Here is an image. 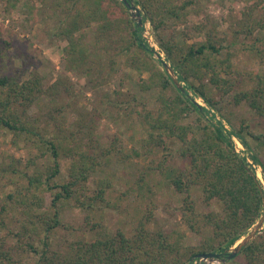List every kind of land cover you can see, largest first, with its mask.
<instances>
[{
	"label": "trees",
	"instance_id": "1",
	"mask_svg": "<svg viewBox=\"0 0 264 264\" xmlns=\"http://www.w3.org/2000/svg\"><path fill=\"white\" fill-rule=\"evenodd\" d=\"M83 1H87L88 9L75 14L69 9L56 19L53 27L54 32L57 31L67 40L64 47L67 60L87 64L90 55L87 48L78 43L74 33L91 22H99L91 44L95 50L92 54L95 61L87 69L95 68L94 72L111 69L116 60L124 56L126 65L139 74L149 72V76L141 78L138 85L142 91L157 90L156 110L147 106V100L139 99L134 94H129L125 100H115L111 105L120 107L121 103H126V108L133 102L127 114L131 120H138L145 129L147 136L141 141L149 150L162 148L169 153L167 142L177 141L176 152L188 160L189 166L174 169L162 164L159 169L163 178L179 192L188 193L191 186L198 185L204 201L215 199L221 211L200 214L189 199V193L184 197L181 216L188 228L199 234L209 230L198 245L186 242L183 232L168 233L158 226L149 228V215L142 216L130 234L121 229L111 230L103 222L86 219V227H89L94 238L88 241L83 237H69L74 227L59 218L63 201H70L85 212L110 206L105 195L106 184L100 182L93 190H89L85 184L89 175L100 167V158H107L110 148H84L82 137L72 132L64 136L61 130L46 137L49 129L42 127L41 122L48 125L49 120L42 114L28 112L43 92L40 77L33 71L23 79L21 76L0 74V127L12 134L11 143L22 140L37 150L28 166L35 164L37 157L46 156L51 161L45 170H34L33 173L20 171L16 165L21 161L19 159L0 167V180L10 173L26 182L24 186H18L15 191H6L2 196L0 214L8 211L14 213V210H19L21 214L19 217L12 216L18 222L16 227L0 217V264H206L196 255L228 250L261 216L264 190L260 179L246 156L235 150L230 137L238 139L249 151L252 162L261 167L264 174V161L259 155L264 151V133L245 130L243 123L237 130L227 131L220 121H211L206 115L208 110L196 103L186 88L210 106H216L219 100L205 90L202 78L206 76L209 85L221 97L232 93L229 99L231 104L238 105L245 101L256 114L264 116V71L254 75L252 88L235 90V81L228 77L231 71L229 57H217L222 44L221 40L214 39L211 31L204 42L184 48L174 43V34L162 36V30L173 29L180 14L191 4L190 0H128L141 5L144 10L141 26L130 18L121 0ZM54 3L58 4L56 1ZM161 16L171 19L164 20ZM145 20L151 24L164 53L180 68L181 77L187 80L192 76L198 80L197 85L189 82L188 87L181 91L161 70L160 64L152 57L153 47L142 36ZM246 29L252 32L251 27ZM242 31L245 30L242 28ZM114 43L115 47L112 48ZM259 43L264 44V39ZM253 47L264 64V47ZM117 93L124 94L121 91ZM193 111L199 117L198 127L181 121L185 114ZM77 137L75 145L67 142ZM64 157L70 159L68 179L56 182L61 169L59 160ZM9 180L11 184H16L11 176ZM42 191L53 194L47 205L40 194ZM85 217L89 215L86 213ZM57 232H62L63 237L55 242ZM239 255L243 257L242 263L235 262ZM26 258L29 262L25 261ZM222 264H264V227L261 233L242 246L234 258Z\"/></svg>",
	"mask_w": 264,
	"mask_h": 264
},
{
	"label": "rangeland",
	"instance_id": "2",
	"mask_svg": "<svg viewBox=\"0 0 264 264\" xmlns=\"http://www.w3.org/2000/svg\"><path fill=\"white\" fill-rule=\"evenodd\" d=\"M55 1L58 2L57 5ZM190 1L191 4L189 3L180 14L173 29L162 30L160 34L165 37L174 34V43L184 48L204 42L211 31L214 39L221 40L222 44L221 52L217 57H229L231 71L228 77L235 81V90L252 88L254 75L264 71V64L253 50V46L264 47L263 43H259L264 39V0ZM135 6L139 9L141 19L144 18L141 5ZM88 8L87 1L85 3L83 0H0V74L21 76L23 79L29 77V73L33 71L40 77L43 92L38 101L30 106L28 112L42 114L49 120L48 125H45L44 121L41 122L42 127L49 129L46 137H51L61 130L64 136H69L72 132L82 137L84 148L87 146L90 149L93 147L96 149L98 146L110 148L107 158H100V167L93 171L85 182L89 190L95 189L100 182L106 184L105 195L110 206L99 211L85 212L70 201L68 203L63 201L59 218L63 223L74 227L71 230L73 234L69 233V237H83L90 241L94 235L89 227H86V219L90 222H103L111 230L121 229L126 234H130L139 219L149 215L151 216L149 228L154 229L158 226L168 233L183 232L186 235V242L198 245L209 230L199 234L188 228L181 216L184 197L189 193V199L194 202L195 210L200 214L221 211L219 203L215 199L205 202L198 185L191 186L188 193L177 191L163 178L159 168L162 164L174 169H186L189 166L188 160L178 156L176 152L178 142L171 140L167 142L169 153L162 148L153 147L149 150V147H144L141 141L147 136L145 129L138 120L133 121L128 117L127 113L133 102L131 101L126 108V103H121L120 107L111 105L115 100H125L129 94H134L139 99L147 100V106L156 110L157 90L142 91L138 85V81L147 78L149 72L144 71L139 74L134 68L126 65L124 56H121L120 60L118 58L111 69L97 72H94L95 68L87 69L95 61L92 57L95 50L91 44L99 22H91L90 25L81 27L74 33L78 43L87 48V53L90 55L86 65L67 60L64 51L67 40L53 30L56 19L69 9L75 14L77 11L84 12ZM127 11L130 18L137 21L136 17L131 16V10L127 8ZM161 17L168 21L171 19L166 16ZM248 26L251 27V33L246 29ZM242 28L245 31H242ZM115 32L120 33L122 30ZM142 36L153 47L152 57L160 64L159 67L166 75L170 77L169 72L160 63V59L167 63L169 71L184 89L188 87L189 82L198 84V80L192 76L187 80L181 77L180 68L164 53L148 20L144 21ZM202 81L206 86L207 94L219 100L216 106L204 102L191 89L186 88V90L189 96H193L199 105L208 110L206 115L212 122L220 121L224 128L231 132L237 130L240 123H243L246 126L245 130L264 133V116L256 114L245 101L238 105L231 104L229 99L232 93L221 97L220 93L209 85L206 76H203ZM117 91L124 94L119 95ZM202 117L206 118V116ZM198 120L199 117L194 111L185 114L181 119L182 122L190 123L195 127H198ZM11 138L12 134L0 127V167L14 159H19L21 161L16 165L20 171L33 173L34 170H45L51 163L46 156L37 157L34 160L35 164L28 166L27 163L37 150L22 140L11 143ZM230 138L235 150L240 155L246 156L248 162L255 168V175L259 177L264 190L262 168L252 162L249 151L235 136ZM77 140L78 137L67 142L75 145ZM259 155L264 161L263 150ZM59 163L61 169L56 182L68 179L70 159L60 158ZM10 176L11 179L16 180V184L10 183ZM25 184V180L18 175L8 173L1 178L0 203L3 202L2 196L6 191H15L18 186ZM40 194L45 199V205L49 204L53 196L52 192L42 191ZM86 213L89 215L87 218ZM19 214H21L19 210H14V213L3 212L0 217H4L9 224L12 222L11 226L16 227L18 222H15L12 216L19 217ZM256 223L245 235L249 234ZM261 227L256 235L262 232L264 221ZM60 237H63L62 232H57L54 241H61ZM239 240L229 249L231 250ZM25 261L29 262V259L26 258ZM202 261L206 264H222L218 259ZM242 261L243 257L240 255L235 258L236 263Z\"/></svg>",
	"mask_w": 264,
	"mask_h": 264
},
{
	"label": "water",
	"instance_id": "3",
	"mask_svg": "<svg viewBox=\"0 0 264 264\" xmlns=\"http://www.w3.org/2000/svg\"><path fill=\"white\" fill-rule=\"evenodd\" d=\"M121 1L124 3L126 8L131 10V16L136 17V19H137L136 22L138 23V25H140V26L143 25L142 19L140 17L139 9L133 3H130L128 0H121ZM158 58H159V56H158ZM159 61L162 64V66L164 67V69L169 72L170 78L172 79L173 83L177 86V88L180 89L181 91H184V88L182 87V85L177 81V79L169 71V67H168L167 63L165 61H163L162 59H160ZM262 194H263V197H262L263 200H262L261 217H260L259 221L256 223V225L254 226V228L249 232V234L240 238L239 242L231 250L228 249L222 253L208 252V253H204V254H197L196 256L200 257V259H202V260H208V261L218 259L221 263L234 258L240 252L242 246H245L253 238V236L256 235V233L262 228L261 226H262L263 221H264V191L262 192Z\"/></svg>",
	"mask_w": 264,
	"mask_h": 264
}]
</instances>
